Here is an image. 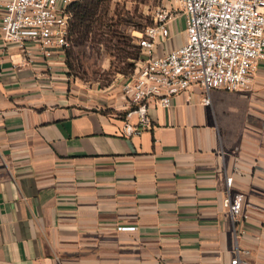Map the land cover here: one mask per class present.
<instances>
[{"label": "crops", "instance_id": "0c3cea01", "mask_svg": "<svg viewBox=\"0 0 264 264\" xmlns=\"http://www.w3.org/2000/svg\"><path fill=\"white\" fill-rule=\"evenodd\" d=\"M182 38L172 24L153 55ZM28 47L0 32V264H264V61L208 102L197 83L149 98L140 126L127 75L79 81L60 49Z\"/></svg>", "mask_w": 264, "mask_h": 264}, {"label": "built area", "instance_id": "2783aa9c", "mask_svg": "<svg viewBox=\"0 0 264 264\" xmlns=\"http://www.w3.org/2000/svg\"><path fill=\"white\" fill-rule=\"evenodd\" d=\"M77 0H0V32L7 41L30 53L29 43L50 57L55 49L69 46L70 4ZM180 8L162 0L152 12L153 21L136 34L140 55L121 83L122 94L135 107L139 123L147 125V100L157 98L162 106L170 97L199 84L208 102L212 88H249L253 72L264 61V0H178ZM172 24L184 38L174 47L153 55L158 40L171 34ZM140 126L125 123L126 134L140 132ZM232 176L222 203L229 216L241 215L243 194L231 193ZM133 229L135 226H119ZM234 264H251L238 256Z\"/></svg>", "mask_w": 264, "mask_h": 264}, {"label": "rangeland", "instance_id": "374dc122", "mask_svg": "<svg viewBox=\"0 0 264 264\" xmlns=\"http://www.w3.org/2000/svg\"><path fill=\"white\" fill-rule=\"evenodd\" d=\"M166 1V0H165ZM170 1L180 8L178 0ZM101 24L93 39L74 46L65 62L70 76L107 85L118 76L128 75L136 54V34L153 21V9L162 0H100Z\"/></svg>", "mask_w": 264, "mask_h": 264}, {"label": "trees", "instance_id": "16d2710c", "mask_svg": "<svg viewBox=\"0 0 264 264\" xmlns=\"http://www.w3.org/2000/svg\"><path fill=\"white\" fill-rule=\"evenodd\" d=\"M100 0H77L70 4L72 16L68 24L69 46L65 48L67 57L73 54L74 46H84L87 40L93 39L100 27L102 14ZM140 55V48L136 46L135 58Z\"/></svg>", "mask_w": 264, "mask_h": 264}]
</instances>
